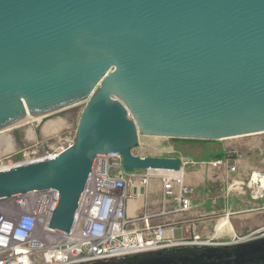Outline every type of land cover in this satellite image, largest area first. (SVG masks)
Returning a JSON list of instances; mask_svg holds the SVG:
<instances>
[{"label":"water","instance_id":"1","mask_svg":"<svg viewBox=\"0 0 264 264\" xmlns=\"http://www.w3.org/2000/svg\"><path fill=\"white\" fill-rule=\"evenodd\" d=\"M82 101L67 147L0 170V200L57 191L48 228L61 232L99 156L176 172L178 157L134 154L139 137L264 132V0H0V130ZM213 249L222 248L191 252L188 264H263L264 245Z\"/></svg>","mask_w":264,"mask_h":264},{"label":"built area","instance_id":"2","mask_svg":"<svg viewBox=\"0 0 264 264\" xmlns=\"http://www.w3.org/2000/svg\"><path fill=\"white\" fill-rule=\"evenodd\" d=\"M72 140L45 156L1 163L0 170L52 158ZM150 171L126 170L116 153L97 157L68 232L48 228L57 199L53 188L0 200V264H95L196 243V237L175 238L172 227L149 224L148 212L127 215L128 199L145 189ZM160 182L164 202L175 212L190 210L206 190L185 183L182 169L167 171Z\"/></svg>","mask_w":264,"mask_h":264},{"label":"rangeland","instance_id":"3","mask_svg":"<svg viewBox=\"0 0 264 264\" xmlns=\"http://www.w3.org/2000/svg\"><path fill=\"white\" fill-rule=\"evenodd\" d=\"M84 105L85 101H82L48 115L36 117L34 120H24V122L21 120L14 125L1 129L0 142L4 137L10 136L12 146L8 148L3 144V141L0 143V164L8 161H20L26 158L45 156L53 153L59 147L65 146L67 141L74 136L78 117ZM51 124L55 125L52 126ZM47 126L49 127L48 129H46ZM242 139L246 141L255 140L258 141V144L250 148L230 151L226 157L221 158L224 162L222 166L212 164L216 160L211 157L212 155H200L201 153L193 152L191 156L199 166H204L207 169L215 167L221 171L227 170L224 173L223 180L219 181L217 179L213 184L216 188H223L226 197L234 200V210L264 211V186L259 189L261 195L259 192L257 193L259 196L255 195L254 190L261 183L253 181L254 177H252L255 172L264 176V132L245 135ZM167 141L175 142L177 139L140 136L133 153L139 156L163 154L165 153L163 147ZM242 161H244L245 165ZM231 165L235 166V171L228 170L227 167ZM215 177L216 175H212V178ZM251 178L253 179L252 181ZM237 198H243V200L239 201ZM193 203L195 204V201ZM263 227L244 230L240 236L234 238L223 237L216 241L217 243L224 242V244L208 245L198 239L194 244L167 248L164 254L159 256H139L135 261L126 262L119 259L111 261L110 264H188L192 260L188 256L189 253L202 252L201 248L209 246L222 248L221 250H210L209 255L216 256H223L232 252L240 253L247 250H256L257 248H263L264 245ZM174 236H178L177 230H174ZM261 263L264 264V260Z\"/></svg>","mask_w":264,"mask_h":264},{"label":"crops","instance_id":"4","mask_svg":"<svg viewBox=\"0 0 264 264\" xmlns=\"http://www.w3.org/2000/svg\"><path fill=\"white\" fill-rule=\"evenodd\" d=\"M242 137L245 135L221 140L168 138L177 139V141L165 142L163 147L165 153L150 155L180 158L185 183L199 188L206 187L205 193L195 198V204L193 203L190 210L175 212L171 209L170 203L164 202L161 193L160 176L166 173V170H151L144 192L128 199L127 215L134 216L141 212H148L151 214L149 224L172 227L173 232L178 231V236L175 238L190 240L196 237L204 241V244L216 243L223 237L234 238L240 236L244 230L264 226V211L234 210V200L226 197L223 188H216L213 184L217 179L222 181L227 170L199 166L191 156L195 152L201 153L200 155H212V158L215 155H221L223 158L232 150H242L258 144V141H246ZM242 163L245 165L244 161ZM212 175L216 177L212 178ZM237 200L240 201L243 198H237ZM219 243L224 244V242Z\"/></svg>","mask_w":264,"mask_h":264},{"label":"bare ground","instance_id":"5","mask_svg":"<svg viewBox=\"0 0 264 264\" xmlns=\"http://www.w3.org/2000/svg\"><path fill=\"white\" fill-rule=\"evenodd\" d=\"M34 120L35 118L34 117H31V116H29V115H27V116H25L23 119H21L23 122H24V120H27V121H30V120ZM38 119V118H37ZM20 122V121H19ZM52 123V122H51ZM58 123V122H57ZM63 124V123H62ZM50 125V124H49ZM52 125V124H51ZM55 125V124H54ZM54 125H52V126H54ZM45 126V125H44ZM49 127L47 126L46 127V129H48ZM2 141L4 142L3 144H5L8 148H10L11 146H12V140H11V138H10V136L8 137H4L3 139H2ZM2 141L0 142V143H2ZM1 145V144H0ZM5 149H7V148H5ZM155 171V170H154ZM158 171H160V170H158ZM157 171V172H158ZM167 172V171H166ZM253 179L254 180H256L257 182H260L261 183V185H259L257 188H256V190H254L255 191V195L258 193V191H259V189L262 187V186H264V176L263 175H261V174H259V173H254L253 174ZM235 183V182H234ZM255 187V186H254ZM260 193V192H259ZM258 195V194H257ZM252 196V195H251ZM259 196V195H258Z\"/></svg>","mask_w":264,"mask_h":264},{"label":"trees","instance_id":"6","mask_svg":"<svg viewBox=\"0 0 264 264\" xmlns=\"http://www.w3.org/2000/svg\"><path fill=\"white\" fill-rule=\"evenodd\" d=\"M221 158V155H215L214 156V159H220ZM166 250H162V252H165Z\"/></svg>","mask_w":264,"mask_h":264}]
</instances>
